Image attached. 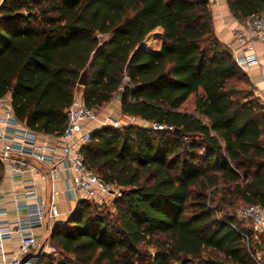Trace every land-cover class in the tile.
<instances>
[{
	"label": "trees",
	"instance_id": "16d2710c",
	"mask_svg": "<svg viewBox=\"0 0 264 264\" xmlns=\"http://www.w3.org/2000/svg\"><path fill=\"white\" fill-rule=\"evenodd\" d=\"M226 4L239 22L264 15V0ZM157 30L160 49H139ZM76 91L92 110L121 94L122 116L148 126L90 134L84 164L120 195L77 202L51 231L55 252L26 264H255L235 210L264 208V107L209 0H3L0 98L15 117L59 136Z\"/></svg>",
	"mask_w": 264,
	"mask_h": 264
},
{
	"label": "built area",
	"instance_id": "2783aa9c",
	"mask_svg": "<svg viewBox=\"0 0 264 264\" xmlns=\"http://www.w3.org/2000/svg\"><path fill=\"white\" fill-rule=\"evenodd\" d=\"M231 30L237 43L236 49L231 51L237 66L244 72L251 68H264V15L251 16L242 22L235 21ZM257 45L261 46V53ZM7 102L5 98H0L3 113L0 119V164L3 176L12 177L28 172L44 183L60 181L64 185L62 193L74 203L88 201L107 206L120 195L119 190L104 182L84 164L81 153L82 147L89 142L90 134L95 131L91 129L92 125H97L98 129L120 128L119 120L108 116L102 121L97 113L85 105L81 95H74L62 134L40 138L38 133L15 117ZM261 103L264 107V99ZM153 129L162 130L163 127L153 125ZM26 185L24 192H14L9 201L17 213L24 210L25 216L9 222L4 219L6 209L0 207V264H24L25 258L35 256L39 244L33 232L44 228L47 220L55 224L59 217L58 207L51 200L55 195L53 190H50V200L46 203L34 191L32 180ZM237 217L249 221L254 232L264 233V208L248 206L240 210ZM9 241L18 242V253L10 260L3 249ZM252 258L255 264H264V255L256 253Z\"/></svg>",
	"mask_w": 264,
	"mask_h": 264
},
{
	"label": "crops",
	"instance_id": "0c3cea01",
	"mask_svg": "<svg viewBox=\"0 0 264 264\" xmlns=\"http://www.w3.org/2000/svg\"><path fill=\"white\" fill-rule=\"evenodd\" d=\"M3 0H0V5L2 4ZM209 6L212 14L213 19V27L215 34L217 38L225 44L231 51L235 50L237 47V43L235 42L233 36H232V28L234 26L235 20L227 7L226 0H209ZM159 35L160 31L157 30ZM154 33V32H153ZM146 43V44H145ZM143 46H139L138 48H146L148 51H158L160 47L162 46V40L160 39L158 47L152 49L151 42L147 44L145 42ZM156 47V46H154ZM257 50L259 53L262 52L261 46L257 45ZM246 74L249 76L250 81L253 85V92L255 96L259 100L264 99V68L258 69V68H251L249 71L246 72ZM5 99L10 103L9 96L5 97ZM109 104H112V107L115 106L117 110V114L124 120L128 121L125 122V124H121L122 126L131 125V119L129 117H124L121 114L120 109V103L119 101L113 99ZM110 106V105H109ZM111 107V108H112ZM110 107H108L109 109ZM114 109V107H113ZM115 110V109H114ZM3 113L0 110V119L2 118ZM120 118L119 121L122 119ZM136 121L141 122L140 120L136 119ZM133 125V124H132ZM0 129H1V123H0ZM91 129L97 130V125H92ZM47 135L39 134L40 138H43ZM30 180L33 181L34 185V191L41 196L45 202L47 203L50 198V190H53L55 195L51 198V200L57 205L59 210V217L57 219V222L55 224H52L48 220L45 223L44 228L37 229L33 233L36 237V240L39 243L43 237L50 236L52 229L56 224L64 223V221L68 218V216L72 213L74 210L76 203L68 201L64 194L62 193L64 185L60 181H56L54 183L49 182H42L39 180V178L36 175H32L28 172L18 175V176H3V179L0 183V207L5 208L7 211V215L4 217L5 220L12 222L16 220L17 217H23L25 216V211L22 210L20 212H16L15 207L13 204H10L9 201L12 199V195L14 192L16 193H22L26 190V182H29ZM3 199L8 202L7 204L3 203ZM4 201V202H5ZM29 203H32L28 200ZM42 245V244H41ZM3 249L6 253V257L8 260H10L13 256L17 255L18 253V242L16 241H9L6 242L3 246ZM40 250V248H39ZM38 250V251H39ZM37 251V253H38ZM36 253V255H37ZM36 255L23 258L24 264L32 261L36 257Z\"/></svg>",
	"mask_w": 264,
	"mask_h": 264
},
{
	"label": "rangeland",
	"instance_id": "374dc122",
	"mask_svg": "<svg viewBox=\"0 0 264 264\" xmlns=\"http://www.w3.org/2000/svg\"><path fill=\"white\" fill-rule=\"evenodd\" d=\"M148 40H150V41H152V44H151V47H152V49H154V48H157L158 47V44H159V41H160V35H159V33H158V31H155L154 33H151L150 35H148L147 36V38L145 39V41L140 45V46H143L144 45V43L145 42H147ZM146 44V43H145ZM154 46H156V47H154ZM80 91H76L75 92V95H80ZM255 95V94H254ZM192 100H193V97H191L189 100H188V102H186L184 105H183V107H181V109L180 110H186V111H191L192 110V108H193V103H192ZM259 100V99H258ZM260 102H261V100H259ZM8 103V102H7ZM110 105V106H109ZM108 107H110L109 109H108ZM112 107V104H107V105H105V106H103V107H101V108H99L98 110H93L95 113H97L98 115H99V118L102 120V121H104L105 120V118H107L108 116H112L113 118H115V119H117V120H120V116L117 114V110H116V108H115V106H113L114 107V109H113V107ZM122 119V118H121ZM131 119V118H130ZM139 120V119H138ZM141 121V120H140ZM125 122H128V121H126V120H124V119H122L119 123L120 124H125ZM131 122H132V124L133 125H138V126H142V127H146V126H148L147 125V123H145V122H143V121H141V122H138V121H136V119L135 118H132L131 119ZM113 188L115 189V190H118V188H116V187H114L113 186ZM95 205V204H94ZM100 207V208H102V207H109V205H103V206H99V205H96V207ZM244 207H239V208H237L236 210H235V214L237 215V213L240 211V210H242ZM66 221V220H65ZM64 221V222H65ZM245 224H247V226H249L250 228H251V224H250V222L249 221H244V220H242ZM254 232V231H253ZM255 234H254V242H255V245H253V247L256 249V253H258V254H260V255H264V233H256V232H254ZM39 243H41V244H39V248L40 249H42L41 250V253H44V254H51V253H53V252H55V249L53 248V246H52V244H51V242H50V236L48 237V236H46V237H43L42 239H41V241H39ZM260 244V245H259ZM259 246V247H258ZM40 253V254H41ZM33 260V259H32Z\"/></svg>",
	"mask_w": 264,
	"mask_h": 264
},
{
	"label": "water",
	"instance_id": "95a60500",
	"mask_svg": "<svg viewBox=\"0 0 264 264\" xmlns=\"http://www.w3.org/2000/svg\"><path fill=\"white\" fill-rule=\"evenodd\" d=\"M85 84H86V73L83 72V73L81 74L80 78H79L78 85H79V86H85ZM120 96H121V94H117V95L115 96V100L119 101ZM176 132L180 133V131H176ZM41 250H42V249H40V250L38 251L37 256L40 255Z\"/></svg>",
	"mask_w": 264,
	"mask_h": 264
}]
</instances>
